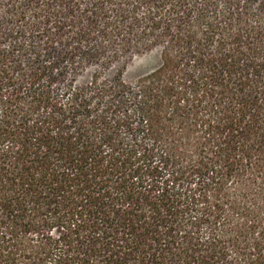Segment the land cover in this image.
Returning <instances> with one entry per match:
<instances>
[{
  "label": "trees",
  "instance_id": "1",
  "mask_svg": "<svg viewBox=\"0 0 264 264\" xmlns=\"http://www.w3.org/2000/svg\"><path fill=\"white\" fill-rule=\"evenodd\" d=\"M0 264H264V0H0Z\"/></svg>",
  "mask_w": 264,
  "mask_h": 264
},
{
  "label": "rangeland",
  "instance_id": "2",
  "mask_svg": "<svg viewBox=\"0 0 264 264\" xmlns=\"http://www.w3.org/2000/svg\"><path fill=\"white\" fill-rule=\"evenodd\" d=\"M158 57L155 53L146 54L143 56L135 57L124 69V77L126 79H132L137 74L151 69L154 65H156ZM111 70L110 72H113ZM91 70L86 72L82 77L81 81L87 80L90 76Z\"/></svg>",
  "mask_w": 264,
  "mask_h": 264
}]
</instances>
